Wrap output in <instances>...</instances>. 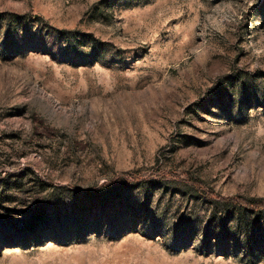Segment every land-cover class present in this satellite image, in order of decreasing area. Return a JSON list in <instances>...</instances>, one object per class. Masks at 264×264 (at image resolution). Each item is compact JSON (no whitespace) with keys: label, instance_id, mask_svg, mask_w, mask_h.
I'll list each match as a JSON object with an SVG mask.
<instances>
[{"label":"rangeland","instance_id":"rangeland-1","mask_svg":"<svg viewBox=\"0 0 264 264\" xmlns=\"http://www.w3.org/2000/svg\"><path fill=\"white\" fill-rule=\"evenodd\" d=\"M264 0H0V264H264Z\"/></svg>","mask_w":264,"mask_h":264},{"label":"trees","instance_id":"trees-1","mask_svg":"<svg viewBox=\"0 0 264 264\" xmlns=\"http://www.w3.org/2000/svg\"><path fill=\"white\" fill-rule=\"evenodd\" d=\"M217 199L223 203H230L241 208L253 211H264V200L249 199L244 196L220 197Z\"/></svg>","mask_w":264,"mask_h":264}]
</instances>
